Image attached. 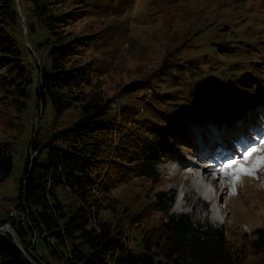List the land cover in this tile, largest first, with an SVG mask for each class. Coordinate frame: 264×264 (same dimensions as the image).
<instances>
[{
  "label": "trees",
  "instance_id": "1",
  "mask_svg": "<svg viewBox=\"0 0 264 264\" xmlns=\"http://www.w3.org/2000/svg\"><path fill=\"white\" fill-rule=\"evenodd\" d=\"M26 1L20 15L19 0H0V103L19 113L33 97L37 106L50 104L54 119L70 106L80 115L29 139L27 149L34 154L26 152L11 209L0 215V224L9 223L14 233L0 232V264H264V228L235 234L233 228L173 213V190L154 191L136 210L119 209L111 194L135 178L157 183L158 166L173 142L168 135L187 134L178 116L216 115L213 106L197 107L211 95L189 92L188 104L170 109L168 94L153 90L157 82L150 84V76L123 83L109 95L108 68L95 54L112 41L110 34L75 30L99 0ZM22 28L33 37L30 49L22 48ZM35 51L42 54L27 66L24 58ZM171 71L161 79H182ZM240 72L238 82L256 85L248 71ZM22 130L10 121L0 138V182L11 170L14 139ZM62 189L72 204L56 195ZM106 211H119L114 223L101 216ZM128 229L136 233L137 246L128 243ZM39 246L46 256L32 252Z\"/></svg>",
  "mask_w": 264,
  "mask_h": 264
},
{
  "label": "rangeland",
  "instance_id": "2",
  "mask_svg": "<svg viewBox=\"0 0 264 264\" xmlns=\"http://www.w3.org/2000/svg\"><path fill=\"white\" fill-rule=\"evenodd\" d=\"M98 4V9L105 6L101 11L97 8L89 11L76 22L75 30L82 33L100 30L102 34H110L112 41L104 43L102 50L95 54L96 60L108 68L104 84L106 93L111 95L123 83L150 76L157 78L151 80L150 84L157 82L151 88L168 94L164 98L171 101L166 104L170 109L176 108L178 103L188 104L189 92L199 91L211 97L209 103L197 104V107L213 106L219 111L198 120L180 114L178 119L187 125L186 129L194 127V135L182 138L177 131L170 132L168 137L173 142L158 166L161 172L159 181L152 184L135 178L116 187L111 192L117 200L116 207L136 210L160 189L173 190L177 195L185 177L177 172L178 168L195 159L192 141L196 136L207 137V120L212 121L218 130L224 126L228 129L227 134L234 137L228 140L229 152L220 151L218 154L223 158L218 171L224 163L242 159L247 148L258 146L260 139L264 138V0H99ZM26 5V0H19L21 13ZM32 40L33 37L22 28L20 42L23 50L32 47ZM41 54L35 51L25 57L27 66H34ZM169 70L179 73L182 79H161L169 75ZM242 70L248 71L246 77L251 82L254 78L256 85L250 87L238 82ZM32 72L36 77L35 68ZM79 115V108L70 106L54 119L50 104L37 106L33 97L28 99L26 109L19 113L0 103V138L6 137L8 122L23 125V130L14 139L11 170L0 182V215L11 209L26 152L34 154L27 149L29 139L70 125ZM197 121H201L200 125L192 124ZM238 126L243 129H236ZM203 131L206 135L201 134ZM238 131H242L241 135ZM215 149L216 146L212 151ZM211 174H215L214 169ZM218 177L221 187L220 198L215 200L220 213L218 220L202 207L201 198L194 189L187 196L185 207L178 210L171 205L169 211L187 213L195 222L207 221L229 232L233 228L235 234H249L255 227L264 228V189L261 188L264 187V167L253 176H241L234 185L221 173ZM56 195L65 204L73 203L64 189L57 190ZM119 214V211H106L101 216L114 223ZM158 217V214L152 215L148 223ZM9 231L13 233L11 228ZM127 233L128 243L137 246L136 233L131 229ZM40 248H34L32 252L38 254L41 250L46 256L45 248Z\"/></svg>",
  "mask_w": 264,
  "mask_h": 264
},
{
  "label": "bare ground",
  "instance_id": "3",
  "mask_svg": "<svg viewBox=\"0 0 264 264\" xmlns=\"http://www.w3.org/2000/svg\"><path fill=\"white\" fill-rule=\"evenodd\" d=\"M201 121L193 122L192 124L200 125ZM191 124V127H192ZM207 125V131H208V136L207 138L201 139L200 136H196L194 140L192 141L193 143V153L195 155V159L189 160L188 164L181 165L178 169V173L180 174H185V177L183 178V184L185 185L186 189L184 192V198H183V203H186L187 196L191 194L193 189L195 190V194H197L196 189L193 184L199 185L202 187L203 194H206L208 191V186L210 185L207 180L211 179L212 181L217 182V178H212L215 177L213 174H211V168L209 167L210 161L207 162V164H204V158L210 154H219L220 151L224 152H229V145L230 141L228 142L229 138L231 139V134L228 135V129H226L224 126L220 128L219 130L217 129L216 126H214L212 121L207 120L205 122ZM244 125V124H243ZM224 127V128H223ZM241 126H238L236 129H241ZM243 129V128H242ZM241 129V130H242ZM242 131H238V134L241 135ZM248 132V131H247ZM239 136V135H238ZM207 141V143L205 142ZM209 144L206 150V145ZM216 146V149L212 151V148ZM211 152V153H210ZM210 159V158H208ZM230 162V161H229ZM186 165H189L190 168L192 169L190 171H184L186 169ZM201 171V172H197ZM203 175V176H202ZM227 186V185H226ZM221 189V188H220ZM220 191V190H219ZM199 197V196H197ZM175 209H178V206H175ZM215 213L213 216H218L220 213L217 211H214Z\"/></svg>",
  "mask_w": 264,
  "mask_h": 264
},
{
  "label": "snow or ice",
  "instance_id": "4",
  "mask_svg": "<svg viewBox=\"0 0 264 264\" xmlns=\"http://www.w3.org/2000/svg\"><path fill=\"white\" fill-rule=\"evenodd\" d=\"M260 167H264V138L260 139L257 147L247 148L242 159L224 163L219 171L223 176L230 178L231 183L234 185L241 176L255 175Z\"/></svg>",
  "mask_w": 264,
  "mask_h": 264
},
{
  "label": "built area",
  "instance_id": "5",
  "mask_svg": "<svg viewBox=\"0 0 264 264\" xmlns=\"http://www.w3.org/2000/svg\"><path fill=\"white\" fill-rule=\"evenodd\" d=\"M9 223L5 222L3 224H0V232L3 233V232H9Z\"/></svg>",
  "mask_w": 264,
  "mask_h": 264
},
{
  "label": "water",
  "instance_id": "6",
  "mask_svg": "<svg viewBox=\"0 0 264 264\" xmlns=\"http://www.w3.org/2000/svg\"><path fill=\"white\" fill-rule=\"evenodd\" d=\"M8 233H9V234H11V235L13 234V233H12V232H10V231H9Z\"/></svg>",
  "mask_w": 264,
  "mask_h": 264
}]
</instances>
